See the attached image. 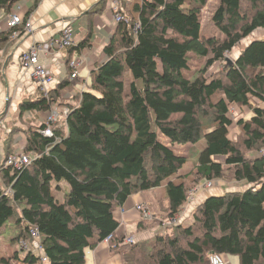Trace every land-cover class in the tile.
<instances>
[{
	"label": "trees",
	"instance_id": "trees-1",
	"mask_svg": "<svg viewBox=\"0 0 264 264\" xmlns=\"http://www.w3.org/2000/svg\"><path fill=\"white\" fill-rule=\"evenodd\" d=\"M17 1L0 0V9L8 12ZM114 1L112 13L123 20L103 47L106 60L90 72L87 90L49 125L51 136L42 135L44 121L31 126L20 119L60 106L56 102L67 81L46 97L36 90L34 100L17 105L21 127L13 128L5 143L23 133L22 150L31 161L20 170L6 167L15 148L5 151L0 236L17 214L11 243H31L30 231L36 229L46 260L30 252L22 260L17 252L0 253V264H85L86 253L107 238L122 264H208L213 253L237 264H264V0H218L211 21L222 37L200 35L208 0ZM105 9L101 0L87 14ZM254 33L257 38L251 39ZM91 35L89 27L81 43L67 48L69 54L79 55ZM13 40L10 31L1 33L0 51ZM239 45V53L228 58ZM215 65L220 69L212 72ZM252 100L258 104L252 106ZM231 108L249 110L235 122L234 139L229 137ZM201 140L205 146L197 161L183 172ZM186 145L191 146L187 157L174 153V146ZM220 181L242 189L199 190L187 207L193 208L188 225L183 226L184 218L161 226L181 213L188 192ZM60 182L68 190L58 203L52 190L53 183L61 190ZM165 184L156 207L147 206L151 219L136 223L135 232L143 237L122 244L115 211L131 196Z\"/></svg>",
	"mask_w": 264,
	"mask_h": 264
},
{
	"label": "crops",
	"instance_id": "crops-1",
	"mask_svg": "<svg viewBox=\"0 0 264 264\" xmlns=\"http://www.w3.org/2000/svg\"><path fill=\"white\" fill-rule=\"evenodd\" d=\"M100 1L101 0H36L37 6L34 8V0H20V2H22V12L29 13L33 22V28L29 36H24L19 40H13L11 44L0 51V131L2 132L0 133V164L3 161L6 150H14V148L22 149L24 147L25 138L21 132L15 134L11 142L5 143V141L10 131L15 130L12 128L21 127L17 105L23 99H35L36 88L31 83L29 76L27 74L23 75V71L19 64L20 56L26 52L33 43H45L52 38H57L64 29L70 30L71 40L75 47L85 39L89 27L92 29L89 46L85 47L79 54L84 59L79 70L78 78L73 82L67 79L69 68L66 64L69 60H73L79 56L78 54L73 53L71 55L68 49H62L54 51L50 58L44 59V56H41L44 65L48 67L54 79L51 90L56 89L58 84L63 82V80L67 81L69 84L67 88L60 91V100L56 102L57 105H60L57 107L60 114L65 104L70 103L71 99L76 96V94L87 90L90 72L97 65L106 60V57L103 55V47L107 44L108 39L116 28V22L111 14L115 2L114 0H106V9L103 12L93 16L88 15L87 13L93 9V7L95 8ZM125 1L126 3H130L134 0ZM3 12L6 14L4 10ZM3 32H5L4 25H2L0 33L3 34ZM5 106L7 107L6 110H4ZM48 115V112H39L33 116L26 113L20 121L26 123L30 122L31 126H38ZM161 141L167 144L165 139ZM17 142H19V147L16 145ZM173 151L178 155L174 149ZM179 156L183 155L179 154ZM216 191L217 190H214V192ZM163 196L164 188L162 187L145 194L131 196L124 206L114 213L115 219L119 222L117 235L125 233L127 236L135 235L137 239H139L138 236L143 237V235L135 232L136 223L140 220L135 207L139 204H145L153 208V204ZM191 210L192 208L185 209L180 220L182 221L185 218L183 226L191 222V217H189ZM148 237V235H145V238ZM8 246L10 249L7 248V256H4L13 257L12 253L17 252L18 257L22 260L23 255L16 250L17 245L10 243ZM231 259L236 261V259ZM122 263L123 259L120 251L118 249H112L105 241L100 243L93 251H88L86 253L85 264ZM14 264L23 263L15 261Z\"/></svg>",
	"mask_w": 264,
	"mask_h": 264
},
{
	"label": "built area",
	"instance_id": "built-area-1",
	"mask_svg": "<svg viewBox=\"0 0 264 264\" xmlns=\"http://www.w3.org/2000/svg\"><path fill=\"white\" fill-rule=\"evenodd\" d=\"M115 2V1H114ZM22 2H15L10 10L4 14L3 10L0 9V31L2 25L5 27V32L10 31L11 37L13 39L19 40L24 36H29L32 33L33 22L31 16L28 15L25 18L21 16L22 12ZM112 10L115 12L117 10L116 3L113 5ZM115 22L123 20L122 15L117 13L114 17ZM22 29V33L20 34L19 30ZM1 34V33H0ZM73 46V42L71 40V32L69 29H64L61 32V35L57 38H52L45 43H33L30 48L24 52L19 58V64L23 71V75L27 74L33 86L40 92L43 97H46L47 94L51 91V86L54 81L51 72L48 67L44 65V61L42 60V55L44 59L50 58L54 51L67 49ZM83 57L81 55L77 56L73 60L67 62V66L69 68L70 73L68 74L67 79L71 82L78 78L79 70L81 68V64L83 63ZM67 112L66 109L63 110L65 114ZM59 114V110L57 107L52 106V110L49 115L44 119V122L47 124L46 128L42 131V135L49 137L52 132L50 130V124H53ZM23 149V148H22ZM20 148H16L14 152L9 155L4 162L6 167H12L16 170H20L24 166L29 165L31 159L29 156L23 153V150ZM264 152V151H262ZM214 186L213 182H204L197 188L192 189L188 192L187 203L185 204L184 209L180 214L175 216L172 220L162 222L161 226H173L181 223L180 220L185 209L189 206L190 202L193 200L195 193L200 189H209ZM136 212L139 214L140 220L148 221L151 219V213L148 207L145 204H139L135 207ZM30 235L33 239L31 243L26 240H21L19 243L20 252L25 255L27 253H32L37 256H40V260L45 262V257L43 255L39 234L36 229H31ZM107 238L105 242L108 243ZM134 239L132 237L125 238L122 244L130 245L133 244ZM208 264H228V260L225 256L221 254H210L208 256Z\"/></svg>",
	"mask_w": 264,
	"mask_h": 264
},
{
	"label": "rangeland",
	"instance_id": "rangeland-1",
	"mask_svg": "<svg viewBox=\"0 0 264 264\" xmlns=\"http://www.w3.org/2000/svg\"><path fill=\"white\" fill-rule=\"evenodd\" d=\"M217 4H218V0H208L207 5L203 9V11H202V22H201V28H200V35L206 36V37L211 36V35H214V36H217V37H222L221 34L219 33V31L215 29V27H214V25H213V23L211 21L213 12L216 9ZM111 11H113V10H111ZM111 14H112V17L114 18L115 17V15H114L115 13L111 12ZM114 21H115V19H114ZM259 33H263V32H259ZM255 37H256V34L254 33L251 36V39L255 38ZM247 41L248 40H245L244 42H247ZM241 47H242L241 45L235 47L233 49V51L229 55H227V57L230 58V59L235 57L239 53ZM219 69H220V66L215 65L212 68L211 71L215 72V71H217ZM250 104L252 106H255V105L258 104V102L255 101V100H252V101H250ZM261 107L264 108V105L261 104ZM229 114H230L229 115L230 118L234 122V124H232L231 127L229 128V137L231 139H234L235 135L237 134V128H236L235 122L239 118L248 117L249 116V110L246 109V108H244L242 110L241 109H237V108H231ZM14 128H17V127H14ZM18 128H20V127H18ZM0 133H2V132L0 131ZM16 145H17V147H19V142H17ZM204 146H205V142L203 140H201L198 143H196L195 145H193L194 149L192 148L193 151L190 154V158H189V160L187 159L186 164L182 168L183 172L184 171L186 172V171H188V170H190L192 168V164L195 161H197L198 153L203 150ZM188 148H191V146L190 145L189 146L186 145V146H174L173 147V149L178 153V155L182 154L184 157L188 156V153H189L188 152L189 151ZM56 185H57L56 183H53L52 195H53V197L55 198V200L58 203H61L63 201L64 191L68 190V185L65 182H60L59 186L61 187V190H56L55 189ZM165 186H166V184L163 185L162 188L165 187ZM214 189L217 190L215 192L216 194H221V193H225V192H228V191H240L242 189V187L240 185H237V184H235V185L231 184V183L225 184L224 182L220 181V182H215L213 188H209V189H206V190L208 192H214ZM200 190H203V189H200ZM153 207H156V202L153 204ZM192 210H193V208H192ZM192 210H191V212H192ZM17 217H18L17 214H15L2 227V234L0 236V253L3 256L4 255L7 256L6 253H8V249H7V248H9L8 245L11 243V238H13L15 236V233L17 232L18 225L15 224V221H16ZM123 234H124L125 238H129V237H132L133 239L135 238V235H128L127 236V235H125V233H123ZM16 250L19 251V247L18 246H17ZM10 257H12V256H10ZM228 264H236V261L232 260V259H229Z\"/></svg>",
	"mask_w": 264,
	"mask_h": 264
},
{
	"label": "water",
	"instance_id": "water-1",
	"mask_svg": "<svg viewBox=\"0 0 264 264\" xmlns=\"http://www.w3.org/2000/svg\"><path fill=\"white\" fill-rule=\"evenodd\" d=\"M6 109H7V107L5 106L4 110H6Z\"/></svg>",
	"mask_w": 264,
	"mask_h": 264
}]
</instances>
